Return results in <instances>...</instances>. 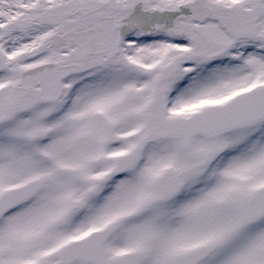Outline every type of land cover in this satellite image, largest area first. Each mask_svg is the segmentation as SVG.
Instances as JSON below:
<instances>
[{"label":"snow or ice","instance_id":"obj_1","mask_svg":"<svg viewBox=\"0 0 264 264\" xmlns=\"http://www.w3.org/2000/svg\"><path fill=\"white\" fill-rule=\"evenodd\" d=\"M0 264H264V0H0Z\"/></svg>","mask_w":264,"mask_h":264}]
</instances>
